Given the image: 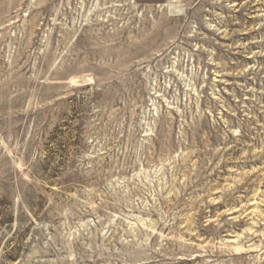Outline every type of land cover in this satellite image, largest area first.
Returning a JSON list of instances; mask_svg holds the SVG:
<instances>
[{"label": "rangeland", "instance_id": "obj_1", "mask_svg": "<svg viewBox=\"0 0 264 264\" xmlns=\"http://www.w3.org/2000/svg\"><path fill=\"white\" fill-rule=\"evenodd\" d=\"M0 264H264V0H0Z\"/></svg>", "mask_w": 264, "mask_h": 264}]
</instances>
